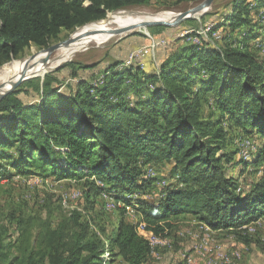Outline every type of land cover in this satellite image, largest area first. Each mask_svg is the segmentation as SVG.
Wrapping results in <instances>:
<instances>
[{"label": "trees", "instance_id": "obj_1", "mask_svg": "<svg viewBox=\"0 0 264 264\" xmlns=\"http://www.w3.org/2000/svg\"><path fill=\"white\" fill-rule=\"evenodd\" d=\"M193 1L199 0H175ZM254 1L264 13V0ZM147 2L0 0V66L31 45L47 47L62 32ZM249 9L247 0H231L214 13L223 21L213 31L222 25L229 32L240 26L249 29L235 38L226 33L225 44L217 48L184 45L162 63L158 75H147L137 65H114L103 71L100 86L80 77L76 91L65 95L45 78L42 97L34 104L24 105L17 91L0 100V157L9 158L16 174H33L34 167L44 177L96 176L111 188L123 186L131 192L155 181L145 177V162H165L171 164L168 178L176 179L162 186L154 201H137L139 225L118 222L107 238L109 257L97 238L82 235L70 244L60 235L48 237L49 251L39 259L32 254L13 257L7 264H102L116 258L124 264H145L151 244L139 234L140 227L163 236L172 227L169 218L186 214L211 229H230L264 215V167L258 180L240 191L221 164L227 154L215 153L223 146L228 122L242 132L257 133L263 143L254 163L264 157V59L250 46L260 33L252 28ZM144 78L158 83L145 97L130 102L125 96L141 94ZM89 188L86 199L103 190L93 181ZM79 218L69 217L67 224Z\"/></svg>", "mask_w": 264, "mask_h": 264}, {"label": "rangeland", "instance_id": "obj_2", "mask_svg": "<svg viewBox=\"0 0 264 264\" xmlns=\"http://www.w3.org/2000/svg\"><path fill=\"white\" fill-rule=\"evenodd\" d=\"M200 1L176 3L175 0H148L146 4L109 12L103 20L116 12L121 13L116 19L129 21L151 19L136 16L138 14H159L175 18L176 13L188 10ZM230 1L214 0L203 14L185 19L176 25L137 27L116 35L110 33L98 43H87L73 52L70 49L64 54L62 62L70 60L73 62L72 66H65L57 71L52 69L51 72L42 74L43 76L40 74L31 77L15 90L16 97L24 105L38 102L42 97L45 78L51 82V86L58 89L59 93L65 95L76 91L80 77L91 76V85L100 86L104 83L103 71L114 65H118V69L123 68L124 64L137 65V68L145 71L147 75L148 73L158 75L162 63L184 45L221 47L226 42L224 39L226 33L229 34L228 37L235 38L241 30L249 29L240 26L235 27L236 32H229L230 29L222 25L213 31V26L218 25L217 21L220 23L223 21L219 20L220 15L216 16L214 13L222 11ZM247 1L250 4L249 15L254 21L252 28L260 33L258 38L250 42V46L260 59H264V15H261L264 14L263 8L254 0ZM256 9H260V14H255ZM109 24L113 22L110 21ZM104 28L102 30H105ZM78 29L79 27L71 32H62L55 42L67 38ZM40 49L31 45L21 56L12 58L0 66V69L10 62L19 63L29 58ZM136 52L139 54L138 59L125 61L127 58H134ZM43 57H35L37 64L43 63L41 62ZM86 65L90 67H85ZM144 80L146 82L141 94L128 92L125 96L130 102L145 97L148 89H153L158 83L155 80L148 81L146 78ZM125 82L131 83L129 77L125 78ZM224 127L227 132L223 146L215 153L227 154V158L221 160L225 172L237 181L238 190L246 191L258 180L264 167V157L261 159L259 157L260 161L254 163L263 141L257 133L242 132L228 122L224 123ZM226 159H229V162L226 163ZM31 169L33 174H16L9 158L0 157V264H7L13 257L23 259L32 254L39 259L40 254L48 249V237L56 239L60 235L63 241L70 244L82 235H86L87 239L97 238L106 249L104 255L109 257L110 243L107 238L117 227L118 222L124 219L139 225L140 214L135 208V205H139L137 201H154L162 186L176 181L168 178L171 164L165 162H145L142 166L145 177L155 181L144 190L134 189L131 192L123 191V186L111 188L96 176L60 179L54 176L44 177L39 174L37 168ZM92 181L103 187V190L86 199L85 193L91 187ZM122 196L128 201H122L120 199ZM77 215L80 217L77 222L70 221V224H67L69 217ZM169 221L172 227L161 236L164 242L153 246L146 264H183L185 256L193 252L194 245L206 234L207 238H212L211 244L220 245L225 252H237V255L233 252L229 255L230 262L226 264H264V215L230 229L206 230L201 221L189 214L169 218ZM59 224L61 226L56 228L57 234H51V230ZM139 234L145 237L140 231ZM213 255V251H207L204 255L196 253L195 264H209L208 260ZM102 264L124 263L120 258H116L113 263L104 261ZM218 264L225 263L218 261Z\"/></svg>", "mask_w": 264, "mask_h": 264}, {"label": "bare ground", "instance_id": "obj_3", "mask_svg": "<svg viewBox=\"0 0 264 264\" xmlns=\"http://www.w3.org/2000/svg\"><path fill=\"white\" fill-rule=\"evenodd\" d=\"M126 15V14H124ZM130 15V14H127ZM119 16H121V13H112L110 14L107 19L97 22V23H91L88 24L80 29H78L73 34V40L68 42L66 45L58 49L55 56H53L50 61L42 64H37L38 62L35 61V57L44 56V53H40L36 55L35 57H29L25 58L22 61H19V63L10 62L6 65H4L0 69V84L7 83L9 81L15 80L19 78L23 73V70L25 67H27V70L25 72L26 77H35V76H43L44 74L50 72L57 64L62 62L64 54L71 49V51H75L77 48L87 44V43H98L103 38H105L108 34H110V30H113L114 28H124V27H130V26H137L140 22V20H123V19H116ZM141 18H151L147 20H159V21H172L175 18H170L169 16L165 15H159V14H138L136 15ZM177 16V13L176 15ZM143 20V21H147ZM112 21L113 24H109V22ZM121 23V24H120ZM118 26H115V25ZM105 27V28H104ZM104 28L105 30H102ZM136 28V27H135ZM54 55V54H53ZM32 58V59H31ZM38 60V58H37ZM43 74V75H42ZM10 87H7L3 91L0 92V95L4 92L8 91ZM13 89V88H12ZM104 195V194H103ZM206 229H211L210 227L204 225ZM204 228V227H203ZM164 241H151V252L152 248L155 244L163 243ZM165 244V243H164ZM163 245V244H162ZM159 247V246H157ZM154 251V250H153ZM185 259H190V254L185 256Z\"/></svg>", "mask_w": 264, "mask_h": 264}, {"label": "water", "instance_id": "obj_4", "mask_svg": "<svg viewBox=\"0 0 264 264\" xmlns=\"http://www.w3.org/2000/svg\"><path fill=\"white\" fill-rule=\"evenodd\" d=\"M213 1L214 0H201L194 7L190 8V9H188L186 11L177 13V16L172 21L147 20V21L140 22L137 26H130V27H124V28H117V29L114 28L113 30H110L109 32L112 35H116V34L123 33L125 31H129L131 29H134L135 27L136 28L137 27H139V28H147V27L156 26V25H176V24L180 23L181 21H183L185 19H188V18H191V17H195L198 14L199 15L203 14L212 5V2ZM100 21H96V22H92V23H97V22H100ZM89 24H91V23H89ZM86 25H88V24H86ZM86 25H84V26H86ZM84 26H82V27H84ZM82 27H79V29L82 28ZM73 34L69 35L67 38H65V39H63L61 41L55 42V43H53V44H51V45H49L47 47L41 48L39 51H37L35 54L31 55L30 57L33 58V57H35L36 55H38L40 53H44L45 55L41 59V62L46 63V62L50 61L51 56L56 51H58V49H60L61 47H63L64 45H66L68 42H70V41L73 40V37H74ZM68 61H70V60H66V61H64L62 63L57 64L53 68V70H57L64 63H66ZM26 70H27V67L24 68V70H23V73L24 74H22L19 78L15 79V80H12V81H9L7 83L0 84V92L3 91L4 89H6L7 87L12 86L8 91H6V92H4L3 94L0 95V100H2L8 94L13 93L19 87V85H21L25 81L31 79V77L24 76ZM51 71L52 70H50V72Z\"/></svg>", "mask_w": 264, "mask_h": 264}, {"label": "built area", "instance_id": "obj_5", "mask_svg": "<svg viewBox=\"0 0 264 264\" xmlns=\"http://www.w3.org/2000/svg\"><path fill=\"white\" fill-rule=\"evenodd\" d=\"M139 54L136 52V56L134 58H127L128 61L129 59H138ZM206 229V228H205ZM206 230H211V229H206ZM140 232L145 235V238L148 240L150 243L151 241H163L161 239V235H155L152 231H148L145 229V227H140ZM208 234L204 238H201L199 242H197L194 247H193V252L190 253V259H183V264H195V254L200 253L204 255L207 251H213L214 255L213 257L209 258L208 263L209 264H218L219 263H229L230 262V257L229 255L233 252H225L220 245L211 244L212 238H207ZM213 245V247H208ZM234 255H237V252H233Z\"/></svg>", "mask_w": 264, "mask_h": 264}, {"label": "crops", "instance_id": "obj_6", "mask_svg": "<svg viewBox=\"0 0 264 264\" xmlns=\"http://www.w3.org/2000/svg\"><path fill=\"white\" fill-rule=\"evenodd\" d=\"M95 69V68H94ZM83 78H85V79H88V80H91L92 78H91V76H88V77H83ZM148 261V260H147ZM146 261V262H147ZM146 264V263H145Z\"/></svg>", "mask_w": 264, "mask_h": 264}]
</instances>
